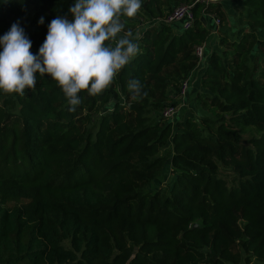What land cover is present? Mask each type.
Masks as SVG:
<instances>
[{"label": "trees", "instance_id": "trees-1", "mask_svg": "<svg viewBox=\"0 0 264 264\" xmlns=\"http://www.w3.org/2000/svg\"><path fill=\"white\" fill-rule=\"evenodd\" d=\"M223 1L143 0L121 17V33L145 25L139 53L99 96L79 93L74 113L39 74L24 97L0 91V264H264V0L233 3L231 37L206 56L200 115L160 116L212 32L204 15L225 20ZM74 2L0 0V37L19 21L35 54ZM183 4L190 30L154 22ZM167 168L170 183L150 190ZM14 197L25 203L8 207Z\"/></svg>", "mask_w": 264, "mask_h": 264}, {"label": "clouds", "instance_id": "clouds-1", "mask_svg": "<svg viewBox=\"0 0 264 264\" xmlns=\"http://www.w3.org/2000/svg\"><path fill=\"white\" fill-rule=\"evenodd\" d=\"M143 0H75L68 9L72 16H56L48 26L45 42L33 54L31 40L19 21L0 37V91L27 95L34 91L37 74L57 83L68 99L69 112L82 103L79 93L96 97L112 85L117 74L139 53V45L125 31L121 17L133 18ZM44 18L38 20V25ZM115 40V46L106 41ZM127 87L132 101L147 95L138 79H130Z\"/></svg>", "mask_w": 264, "mask_h": 264}, {"label": "rangeland", "instance_id": "rangeland-1", "mask_svg": "<svg viewBox=\"0 0 264 264\" xmlns=\"http://www.w3.org/2000/svg\"><path fill=\"white\" fill-rule=\"evenodd\" d=\"M235 1H237V0H224L221 3L222 9L226 15V18L223 21L221 20L219 28L216 31H214L215 35L214 36H210V35L208 36L209 37L208 43H210V41H212V43H211L210 48L206 49V47H205L207 53H211V51H220L221 48L219 47V39L220 38L229 39L231 37V32L233 29L232 23L234 22V18H235V12L233 9V7H234L233 3ZM212 24H213V22H212ZM144 27H145L144 24H140V26H138L133 32H131V36L129 37V39L133 43L136 41V37H137V36L136 37H133V36H135L139 32L138 29H141V28L143 29ZM123 35H124V33L120 34V36H123ZM197 66H198V68L199 67L202 68L201 64H198ZM195 73H196L195 81L194 80L192 81L191 88L189 89V91L186 95V98L184 99L185 107H184V109L180 110L179 113L176 115V117L174 119V123L181 120V119L183 120L184 118H187V117L193 119V118H196L200 115L198 110H197L196 101L194 100V97L190 98V96H189L190 94H192V92L200 90V81L198 78L200 77L201 73H199V72L197 73V70L194 69L193 74H195ZM202 73H203V71H202ZM191 78H192V76H191ZM192 89H194L195 91H193ZM251 137H253L252 133H250V132L246 133L242 139V142L245 143ZM170 175L171 174L169 173L168 168L165 169L164 172L161 174L160 178L149 186V189L153 190V189L157 188L158 185H166L167 186L171 181ZM218 175L220 177H225L226 182L229 184V179L232 177L231 171H229L228 169L226 171H224L222 168H219ZM22 203H25V200H23L22 198L14 197V198H10L8 200L7 206L11 208L13 206L21 205ZM65 245L68 246V243L66 242Z\"/></svg>", "mask_w": 264, "mask_h": 264}, {"label": "built area", "instance_id": "built-area-1", "mask_svg": "<svg viewBox=\"0 0 264 264\" xmlns=\"http://www.w3.org/2000/svg\"><path fill=\"white\" fill-rule=\"evenodd\" d=\"M205 1L214 2L215 0H205ZM192 7L193 5H185V4L179 5L175 7L171 12L167 13L163 18L156 19L154 22L177 28L179 31L190 30L193 27V23H194ZM204 16L210 28L213 27L211 29L212 30L211 33H214V31H216L219 28V25H220L219 18H217L214 15H210V14H205ZM138 36L139 35H137V37ZM194 55L197 58V65L206 64L207 53L205 50V44L195 47ZM190 74L187 76L186 79L180 81L176 91L171 92L169 94V99L171 103L168 104L161 111L160 116L162 120L173 122L176 115L179 113V111L184 109L185 107L184 99L186 98V95L191 87ZM172 103H175V104H172Z\"/></svg>", "mask_w": 264, "mask_h": 264}, {"label": "crops", "instance_id": "crops-1", "mask_svg": "<svg viewBox=\"0 0 264 264\" xmlns=\"http://www.w3.org/2000/svg\"><path fill=\"white\" fill-rule=\"evenodd\" d=\"M207 28H210V26H209L208 24H207ZM214 35H215L214 33H211V34H210V36H214ZM208 38H209V37H208ZM208 38H207L206 42L204 43L206 49H207V48H210V47H211V43H212V41H210V43H208ZM206 49H205V50H206ZM206 53H207V52H206ZM197 68H198V67L195 68V69L197 70V73L199 72V73L202 74V71H203L204 68H205V64H202V68H201V67H199L198 69H197ZM202 69H203V70H202ZM201 74H200V77L198 78L199 81H200V84H201ZM190 76H192V78H191V84H192V81H193V80L195 81L196 73L193 74V71H192L191 74H190ZM198 79H197V80H198ZM200 87H201V86H200ZM190 88H191V87H190ZM192 90L195 91L194 89H192ZM196 92H197V91L192 92V94L189 95L190 98L195 97Z\"/></svg>", "mask_w": 264, "mask_h": 264}]
</instances>
